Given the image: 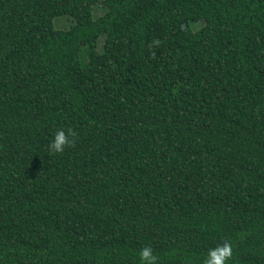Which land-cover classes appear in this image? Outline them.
<instances>
[{
    "label": "trees",
    "instance_id": "trees-1",
    "mask_svg": "<svg viewBox=\"0 0 264 264\" xmlns=\"http://www.w3.org/2000/svg\"><path fill=\"white\" fill-rule=\"evenodd\" d=\"M99 1L0 0V264H264V0Z\"/></svg>",
    "mask_w": 264,
    "mask_h": 264
},
{
    "label": "clouds",
    "instance_id": "clouds-1",
    "mask_svg": "<svg viewBox=\"0 0 264 264\" xmlns=\"http://www.w3.org/2000/svg\"><path fill=\"white\" fill-rule=\"evenodd\" d=\"M152 46L159 47L160 41L153 40L149 47L151 48ZM77 138V133L72 128H68L67 131L63 128L58 129L47 146L48 151L51 154H63L66 148L75 146ZM232 257L233 246L231 242L225 241L209 249L202 264H228ZM139 258L141 264H157V256L153 253V249L150 246H145L140 250Z\"/></svg>",
    "mask_w": 264,
    "mask_h": 264
},
{
    "label": "rangeland",
    "instance_id": "rangeland-1",
    "mask_svg": "<svg viewBox=\"0 0 264 264\" xmlns=\"http://www.w3.org/2000/svg\"><path fill=\"white\" fill-rule=\"evenodd\" d=\"M101 1H99L94 7V11H93L94 17L102 15L105 12V9ZM73 22H74L73 18L69 15L58 16L54 20L55 26L57 28H68L73 24ZM201 24H202L201 22L194 24V28L196 29L199 28ZM100 42H102V39H99V45H98L99 47H100ZM80 59L82 62H86L87 55L85 53V50L81 51Z\"/></svg>",
    "mask_w": 264,
    "mask_h": 264
}]
</instances>
